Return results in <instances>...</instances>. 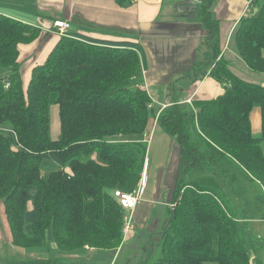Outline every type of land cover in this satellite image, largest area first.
Masks as SVG:
<instances>
[{"label":"trees","instance_id":"obj_1","mask_svg":"<svg viewBox=\"0 0 264 264\" xmlns=\"http://www.w3.org/2000/svg\"><path fill=\"white\" fill-rule=\"evenodd\" d=\"M113 1L123 6L132 0ZM251 2L256 15H242L228 43L250 69L264 73V0ZM208 15L213 38L218 20ZM41 31L0 12V199L13 247L42 251L50 242L61 253L115 250L123 239L124 209L113 192L136 188L147 152L142 136L152 117L175 138L180 161L169 220L144 248L149 256L143 264H251L253 258L264 264V241H250L225 189L238 180V169L259 184L264 203V84L238 76L219 44L209 43L206 75L224 85L223 93L190 104L175 101L156 117L148 92L133 87L141 72L136 42L68 31L31 69L24 90L18 45ZM52 106L55 137L49 133ZM255 106L261 111L257 137L250 122ZM43 159L58 169L43 175ZM6 264L89 263L34 258Z\"/></svg>","mask_w":264,"mask_h":264},{"label":"crops","instance_id":"obj_2","mask_svg":"<svg viewBox=\"0 0 264 264\" xmlns=\"http://www.w3.org/2000/svg\"><path fill=\"white\" fill-rule=\"evenodd\" d=\"M35 1L37 2V22L30 23L39 26L42 31L40 36L32 42L18 45L19 70L24 90L27 87L31 69L35 65L43 64L59 38L53 22L66 20L70 24L68 31L72 30L97 39L136 42L141 72L134 87L148 92L151 105L157 111L160 107L171 105L175 101L185 103L188 100H208L224 91L220 86L221 83L206 75L210 67L203 71L201 66L198 68L194 66L199 52L197 45H201L206 33L209 32H206L202 26L197 28L193 26L194 20L189 18L196 14L188 15L183 12L177 16H170L167 12L173 9V6L168 8L163 6L164 0H132L123 6L117 5L113 0ZM196 1L198 0L184 1L182 5L176 4L175 7L181 6L187 12H194ZM247 2L248 0H218L216 6H213L218 22H231V25L226 28L227 37L231 36L237 20L245 15L243 12ZM221 51L228 61L230 58L240 59L233 52L228 53V49L221 48ZM203 54L206 56V47ZM176 77L182 78L178 82L180 84L178 94L176 95L173 88L172 95H169L166 84H170V80ZM51 109L54 119L57 120L55 107L52 106ZM252 119L260 121L261 125V111L258 106H255L250 113L251 127ZM150 120L147 132L142 136V141H146L147 148L149 147L143 164L147 176L142 199L132 210H124L123 217L128 218L132 226L123 234L121 244L115 250L102 252L112 258L110 264H115L114 260L117 261L122 252L131 245L143 242L148 245L153 234L169 220L171 193L177 181L180 149L175 138L160 123L154 118ZM57 132L58 128L53 135H50L55 137ZM151 147L158 149L156 154L160 155L159 158L155 154L153 159ZM46 249L42 250L46 252H34L33 255L38 257L30 259L53 258L76 263L83 262L85 259L82 251L90 253L96 251L84 247L79 253L55 254L58 252L55 245ZM142 250L144 252V249ZM89 257L92 258V256ZM96 258L102 260L99 255Z\"/></svg>","mask_w":264,"mask_h":264},{"label":"rangeland","instance_id":"obj_3","mask_svg":"<svg viewBox=\"0 0 264 264\" xmlns=\"http://www.w3.org/2000/svg\"><path fill=\"white\" fill-rule=\"evenodd\" d=\"M184 1L190 2V0H164L163 6H165L166 8H168L169 6L171 7L173 6V9L167 12L169 13L170 16H177L179 15V13H183V12L189 13L185 10L184 7L181 6L179 8L175 7L176 4L182 5ZM217 1L218 0H213L211 5L207 0L196 1V3L194 4L196 6L195 11L193 12L196 15L192 18H189L191 20H194L193 21L194 27L197 28L198 26H202L204 30H206V32L210 30L207 27L204 18L209 16L208 14H210L212 19H216L215 12L213 11V6H216ZM36 4L37 2L35 0H0V12L3 13L4 15L12 16L14 18L16 17V19L21 20L25 23H30V22L36 23L37 22ZM257 9H258L257 4L251 3L250 0H248L243 14L249 16H255L257 13ZM228 25H231V22L228 21L218 22V31L213 38H209L211 35L210 32L206 33V36L204 37L201 45L199 46L197 45V50L199 49L198 50L199 52L197 54V59L195 60L194 63L195 67L198 68L199 66H201L203 71H206L208 67H211V65L207 62V56L211 53V47L208 46L209 43L210 44L218 43L221 48L228 49V53L233 52L235 56H238L233 51L231 44L228 43L230 42L229 40L230 36L227 37L228 32L226 29ZM120 35L125 36L124 34L123 35L120 34ZM199 40H201V37H199ZM205 47H206V56L205 54H203V50L205 49ZM237 58H239V56ZM229 66L232 68V71H234V73H236L241 78L248 81H252L254 83L264 84V73L256 72L255 70L253 71L241 59L230 58ZM3 72L4 73L1 74L2 76L8 73V71L6 70ZM181 79H182L181 77L180 78L176 77L170 80L169 82L170 84H166V87H168L169 89L168 91L169 95H172L173 91L171 92V90L173 88L176 95L178 94V90L180 86L178 82ZM134 84L135 83H133V87ZM220 86L224 90V85L221 84ZM55 98H56V93L50 94V98H49L50 103H53ZM175 98L178 99L177 96H175ZM259 125H260V121H255L254 119H252V131H253L252 133L256 137L260 134ZM57 126H58V121L54 119L51 109L50 123H49V133L51 135L55 133L56 129L58 128ZM261 147L264 153V141L261 142ZM147 149H148L147 150L148 153L149 147ZM150 151L153 159H155L154 155L158 153V149L151 147ZM156 156H158V154H156ZM159 156L157 158H159ZM57 169H58V165L53 161L43 159L40 162V172L43 175L51 171H55ZM235 172H236V176L238 177V180L231 185L232 188H227V187L225 188L229 192L228 197L230 203L233 204V207L235 209V214H236L235 217L238 220H240L241 223L245 224V227L250 232L248 238H250L251 242L258 243L264 241V203H262L261 201V198L263 196L262 188H260L259 184H256L246 179L240 170L236 169ZM6 219L7 218L5 217L3 201L2 199H0V264H6L9 261L10 263L21 262L23 260H27L33 257H38L36 255H33L34 252L37 253L38 251L22 252L16 250L10 244L9 242L10 232ZM162 229L163 226L159 230L161 231ZM159 230L153 234L151 242L159 239L160 237ZM52 244L53 243L49 242L46 248H49L50 246H54ZM146 245L147 244L144 242L140 244L131 245L126 249V251L122 252L121 257H119L117 261L114 260V263L116 262L115 264H143L146 261L145 257L149 256L148 250H146L145 252H143L142 250L147 247ZM46 248L45 250H47ZM103 251L104 250H96L94 253L82 251L81 253L84 254L83 258H85L83 261L93 264H110L112 258L105 255V253H102ZM42 252H46V251H42ZM55 254H62V253L55 252ZM95 255L101 256L102 260H98L96 258L97 256ZM89 256H92V258H90ZM259 257L260 254L258 255V258ZM88 259H94V260L92 261ZM204 264H217V263L213 261H207ZM251 264H256L255 258L251 260Z\"/></svg>","mask_w":264,"mask_h":264},{"label":"built area","instance_id":"obj_4","mask_svg":"<svg viewBox=\"0 0 264 264\" xmlns=\"http://www.w3.org/2000/svg\"><path fill=\"white\" fill-rule=\"evenodd\" d=\"M53 26L56 29L57 35H60V34L67 33V31L69 30L70 24L66 20H57V21L55 20L53 22ZM8 84L9 83L6 82L5 87H7ZM187 103L190 104L191 100H188ZM148 106L151 107L152 106L151 103ZM162 108H164V107H160L158 109V111L156 113V117ZM146 176H147V172L145 171V168L143 167L139 181H138V184L136 185V188L134 190L127 191V192L115 190L113 192L114 197L116 198V200L118 201V203L121 205V207L124 210H132L134 208V206L142 199V194H143L144 186H145V182H146ZM170 206L172 207L173 204H170ZM131 226L132 225H131V222L129 221V219L124 217V222H123V226H122L123 234H125Z\"/></svg>","mask_w":264,"mask_h":264},{"label":"water","instance_id":"obj_5","mask_svg":"<svg viewBox=\"0 0 264 264\" xmlns=\"http://www.w3.org/2000/svg\"><path fill=\"white\" fill-rule=\"evenodd\" d=\"M139 80V77L138 76H136V77H134V79H133V83H136L137 81Z\"/></svg>","mask_w":264,"mask_h":264},{"label":"bare ground","instance_id":"obj_6","mask_svg":"<svg viewBox=\"0 0 264 264\" xmlns=\"http://www.w3.org/2000/svg\"><path fill=\"white\" fill-rule=\"evenodd\" d=\"M68 32V31H67ZM9 83V82H8ZM135 207V206H134Z\"/></svg>","mask_w":264,"mask_h":264}]
</instances>
